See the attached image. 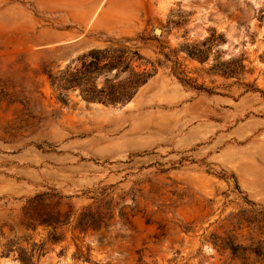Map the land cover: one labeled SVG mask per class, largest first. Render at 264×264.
I'll use <instances>...</instances> for the list:
<instances>
[{
	"label": "rangeland",
	"instance_id": "374dc122",
	"mask_svg": "<svg viewBox=\"0 0 264 264\" xmlns=\"http://www.w3.org/2000/svg\"><path fill=\"white\" fill-rule=\"evenodd\" d=\"M124 46L129 102L51 84ZM224 240L264 246V0H0V264H262Z\"/></svg>",
	"mask_w": 264,
	"mask_h": 264
},
{
	"label": "trees",
	"instance_id": "16d2710c",
	"mask_svg": "<svg viewBox=\"0 0 264 264\" xmlns=\"http://www.w3.org/2000/svg\"><path fill=\"white\" fill-rule=\"evenodd\" d=\"M113 51L110 47L91 51L88 54L91 60L84 63L82 69L73 70L68 66L57 72H49L51 84L60 90L80 87L85 99L89 102L99 101L106 104H125L129 102L156 71L150 73L136 70L131 64L132 57H128V55L130 52L138 58H141V55L138 51L129 49L128 46L119 49L120 54H113ZM190 54L199 57L201 60L206 59V54L202 50L191 51ZM234 62L230 74H243L246 71L243 60H235ZM95 69H103L106 73L102 87H98L97 83L94 84L92 76H90ZM114 69H116V73L114 77H110L108 73ZM122 73L126 74L123 79L120 78ZM224 73L228 74L227 72ZM225 74L222 75L225 76ZM13 241L11 240L5 245L7 252H10V248L14 247ZM220 245L223 248L229 247L234 255L245 257L247 252L250 251L264 264V246L262 243L257 246H244L234 244L232 240H224ZM18 249L19 258L24 264H38L34 260L33 254L29 253L26 248L20 246Z\"/></svg>",
	"mask_w": 264,
	"mask_h": 264
},
{
	"label": "crops",
	"instance_id": "0c3cea01",
	"mask_svg": "<svg viewBox=\"0 0 264 264\" xmlns=\"http://www.w3.org/2000/svg\"><path fill=\"white\" fill-rule=\"evenodd\" d=\"M69 10H74V7L68 6ZM139 20H64V22H72L88 29H100L111 32L130 33L134 31L138 26ZM66 34L62 35L63 38L75 36L73 29H65Z\"/></svg>",
	"mask_w": 264,
	"mask_h": 264
},
{
	"label": "water",
	"instance_id": "95a60500",
	"mask_svg": "<svg viewBox=\"0 0 264 264\" xmlns=\"http://www.w3.org/2000/svg\"><path fill=\"white\" fill-rule=\"evenodd\" d=\"M159 28H157L156 30H157V32H160V29L158 30Z\"/></svg>",
	"mask_w": 264,
	"mask_h": 264
}]
</instances>
